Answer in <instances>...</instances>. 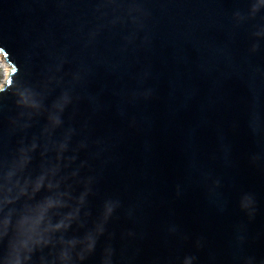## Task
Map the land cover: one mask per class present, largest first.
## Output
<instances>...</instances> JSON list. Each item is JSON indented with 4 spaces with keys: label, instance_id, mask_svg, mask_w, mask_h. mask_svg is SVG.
<instances>
[{
    "label": "water",
    "instance_id": "water-1",
    "mask_svg": "<svg viewBox=\"0 0 264 264\" xmlns=\"http://www.w3.org/2000/svg\"><path fill=\"white\" fill-rule=\"evenodd\" d=\"M0 55V111L62 78L54 112L105 141L101 195L146 256L264 264V0H0Z\"/></svg>",
    "mask_w": 264,
    "mask_h": 264
},
{
    "label": "clouds",
    "instance_id": "clouds-1",
    "mask_svg": "<svg viewBox=\"0 0 264 264\" xmlns=\"http://www.w3.org/2000/svg\"><path fill=\"white\" fill-rule=\"evenodd\" d=\"M256 50L253 46L252 51ZM62 78L27 75L4 96L0 135V261L2 264H165L146 256L132 229L113 227L119 204L101 195L108 166L103 138L75 122L65 125L69 99L54 112L63 95ZM7 85L0 87L6 92ZM61 88L59 94L56 90ZM10 102V107L7 104ZM55 115L57 123L50 117ZM68 128L73 130L66 136ZM85 154L80 159V154ZM56 169L55 173L51 172ZM95 201V204L93 203ZM111 205L105 215V209ZM181 264V258H176Z\"/></svg>",
    "mask_w": 264,
    "mask_h": 264
},
{
    "label": "rangeland",
    "instance_id": "rangeland-1",
    "mask_svg": "<svg viewBox=\"0 0 264 264\" xmlns=\"http://www.w3.org/2000/svg\"><path fill=\"white\" fill-rule=\"evenodd\" d=\"M4 81H5L4 64L0 61V87L3 85Z\"/></svg>",
    "mask_w": 264,
    "mask_h": 264
},
{
    "label": "bare ground",
    "instance_id": "bare-ground-1",
    "mask_svg": "<svg viewBox=\"0 0 264 264\" xmlns=\"http://www.w3.org/2000/svg\"><path fill=\"white\" fill-rule=\"evenodd\" d=\"M0 61L4 64V72H5V79L7 77V73L9 72L10 67L8 66V64L5 62V60L3 59V57L0 55Z\"/></svg>",
    "mask_w": 264,
    "mask_h": 264
}]
</instances>
